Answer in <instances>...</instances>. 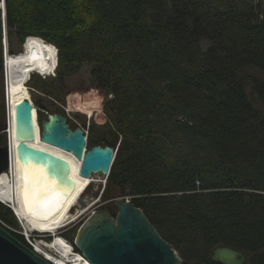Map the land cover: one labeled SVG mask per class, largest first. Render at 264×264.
I'll use <instances>...</instances> for the list:
<instances>
[{"label": "trees", "instance_id": "16d2710c", "mask_svg": "<svg viewBox=\"0 0 264 264\" xmlns=\"http://www.w3.org/2000/svg\"><path fill=\"white\" fill-rule=\"evenodd\" d=\"M4 1L8 36L58 49L57 87L48 91L38 74L26 86L90 110L89 145L115 149L105 196L114 187L129 197L184 264H212L217 245L264 264V4ZM2 35L0 11V75ZM78 75L102 104H79ZM0 225L29 247L7 228L18 225L1 203Z\"/></svg>", "mask_w": 264, "mask_h": 264}, {"label": "water", "instance_id": "95a60500", "mask_svg": "<svg viewBox=\"0 0 264 264\" xmlns=\"http://www.w3.org/2000/svg\"><path fill=\"white\" fill-rule=\"evenodd\" d=\"M0 5L5 61L7 52L11 55L16 54L7 50L5 1L0 0ZM3 74L6 84L4 66ZM32 111L33 103L28 99L22 100L14 107V138L18 142L16 154L20 166L29 171L39 172L56 186L65 187L70 191L75 183L69 177L68 162L28 144L35 140ZM39 123L41 142L71 153L81 162L79 169L81 176L99 174L109 176L116 152L113 147L94 145L87 149L84 130L80 127H70L66 116L61 113L46 112L45 117L39 118ZM8 129L7 120L3 128H0V133L7 131L5 144L0 147V173L10 171ZM64 195L67 196V193ZM0 203L13 211L11 206L1 201ZM112 207L114 215L104 206L93 211L71 238L75 249L89 264H184L171 244L161 237L144 212L135 207L130 200L115 199ZM209 260L212 264H247L248 255L239 248L217 245L212 248ZM0 264L51 263L0 225Z\"/></svg>", "mask_w": 264, "mask_h": 264}, {"label": "bare ground", "instance_id": "6f19581e", "mask_svg": "<svg viewBox=\"0 0 264 264\" xmlns=\"http://www.w3.org/2000/svg\"><path fill=\"white\" fill-rule=\"evenodd\" d=\"M23 45V52L16 55L7 52L3 61L6 72L10 171L0 173V201L12 207L14 215L26 232L50 233L49 235L53 237L57 230L74 222L84 211L76 207L92 183L93 175L81 176L79 174L81 162L71 153L41 142V130L40 134H37L34 117V110L37 108L34 105L32 114L35 140L28 144L66 160L70 168L69 177L75 185L69 191L65 187L56 186L45 175L20 166L16 154L18 142L14 138V107L24 99L31 101V93L24 80L32 77V74L42 77L53 75L58 63L56 48L41 38L27 37ZM34 246L38 253L55 264H89L82 255L55 241L46 243L42 239L36 240Z\"/></svg>", "mask_w": 264, "mask_h": 264}, {"label": "rangeland", "instance_id": "374dc122", "mask_svg": "<svg viewBox=\"0 0 264 264\" xmlns=\"http://www.w3.org/2000/svg\"><path fill=\"white\" fill-rule=\"evenodd\" d=\"M258 1H261L264 4V0H255V2H258ZM0 9H1V5H0ZM6 39H7L8 48H10L15 54L22 52V46L23 45H21L19 43L18 39L14 35H12L11 37L8 36L7 29H6ZM2 41H3V39H2ZM51 44H53V43H51ZM53 46L57 50V61H58V49L54 44H53ZM2 47H3V42H2ZM201 48H202V50L206 49V44L203 43L201 45ZM246 71H248V73H250V74H254V72H252V70H250V69H247ZM55 74H56V72H54V74L50 75V76H46V77L41 76L40 77L42 80L45 81V85L47 86L48 91H51L53 88L57 87L52 83V80H51V78L53 76H55ZM83 79H84V76L80 77V75H78L74 78L75 83H78L80 80V84L77 85L78 93L80 96L79 97V102H80L79 104L81 106L83 104H86V103H90V104L93 103L94 105H97V104H99L100 101L102 104V100H100V96H99L98 92H96V94H90V93L86 94L85 91H83V89H84V86L82 85ZM70 86L71 85H69V87ZM26 87L28 88V90L31 93L30 95H31V101H32L33 105L37 108L35 118H36L37 134L38 135L40 134V130H41L39 118L45 117L46 112L48 114L61 113L64 116H66L67 122L70 125V127H72L73 123H75L78 125L77 127H80L84 130L85 135H86V142H87L86 148L89 149L91 147V145H89V141H88V137L90 136V132H89L88 128H89V125H90L91 120H92V118H91L92 113L90 114V110L78 109V107H79L78 103L75 106L67 104L68 101L66 99V96H65L63 102H60V101H56L54 98L50 97L49 95L43 93L42 90H39V89L34 88V87H30V86H26ZM71 91L74 92L77 90L71 89ZM6 93H7V90H6ZM58 93H59V97H61L64 94L63 90H60ZM112 97L113 96L111 94L108 95L109 100L112 99ZM38 109L41 110V112H42V114L40 116H38L39 115ZM96 112H98L100 114V116L98 118L99 120L95 119L97 121L98 125L100 126L101 123L104 122V121H100V119H102L101 113L103 114L102 107H101V110H99V111L96 110ZM103 117H104V114H103ZM7 120H8V112H7V103H6V95H5V80H4V74L2 73V75H0V128H3L4 124L7 123ZM83 123H86L85 127H82ZM2 136L5 137V139H6V133L5 132H2ZM100 145L103 146V144H100ZM107 178L108 177H105L101 174L92 176V183L88 186L86 191L83 193L81 200L78 203V207H76V209H84V211H83L84 214L82 212V214L74 222H72L71 224H69L68 226H66L60 230H57V233L53 237H51V235H48L45 237H42V235H39L36 238V240L40 241L42 239V240H45L46 243H50V241H54L55 238L57 237V238L62 239V241L64 242L65 245H68V246L70 244L73 245L71 238H73L75 236V233L78 230L79 226L86 220V218L93 211H96L101 206L107 207L109 210H112V203L115 199H118V198H125V199L130 200L129 197L123 196L114 187L111 188L109 194L107 196H105V190H106V188H108ZM12 214H13L14 220L18 226L14 227L12 225H8V227L16 233H20V234L25 233L26 231L24 230L21 223L18 221V219L14 215L13 211H12ZM34 232H36V231H34ZM48 234H50V233H48Z\"/></svg>", "mask_w": 264, "mask_h": 264}, {"label": "built area", "instance_id": "2783aa9c", "mask_svg": "<svg viewBox=\"0 0 264 264\" xmlns=\"http://www.w3.org/2000/svg\"><path fill=\"white\" fill-rule=\"evenodd\" d=\"M129 200V199H128ZM10 231H12V229H10L9 227H7ZM14 232V231H13ZM20 234V233H19ZM23 237H24V239H25V241L27 242V244L29 245V247L34 251V252H36V253H38L37 251H36V248H35V246H34V242L36 241V238L39 236V235H42V237H45V236H48L49 234H40V233H38V232H33V231H30V232H25V233H22L21 234ZM44 235V236H43ZM41 237V236H40ZM69 242V241H68ZM72 245V244H71ZM72 248H73V251H75V252H77L78 254H80L77 250H75L74 249V246L72 245ZM41 257H43L44 259H46L45 258V256L44 255H42V254H40V253H38ZM81 255V254H80ZM48 262H50L51 264H55L54 262H52V261H49L48 259H46Z\"/></svg>", "mask_w": 264, "mask_h": 264}, {"label": "flooded vegetation", "instance_id": "af4514ba", "mask_svg": "<svg viewBox=\"0 0 264 264\" xmlns=\"http://www.w3.org/2000/svg\"><path fill=\"white\" fill-rule=\"evenodd\" d=\"M72 248V247H71Z\"/></svg>", "mask_w": 264, "mask_h": 264}]
</instances>
